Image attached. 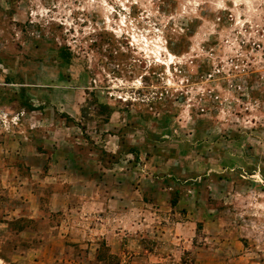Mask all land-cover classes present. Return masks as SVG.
I'll list each match as a JSON object with an SVG mask.
<instances>
[{
	"label": "rangeland",
	"instance_id": "obj_1",
	"mask_svg": "<svg viewBox=\"0 0 264 264\" xmlns=\"http://www.w3.org/2000/svg\"><path fill=\"white\" fill-rule=\"evenodd\" d=\"M0 264H264V0H0Z\"/></svg>",
	"mask_w": 264,
	"mask_h": 264
}]
</instances>
